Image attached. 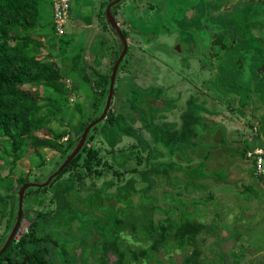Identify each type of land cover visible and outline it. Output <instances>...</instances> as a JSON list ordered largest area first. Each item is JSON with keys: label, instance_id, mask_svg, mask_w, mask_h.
Segmentation results:
<instances>
[{"label": "rangeland", "instance_id": "rangeland-1", "mask_svg": "<svg viewBox=\"0 0 264 264\" xmlns=\"http://www.w3.org/2000/svg\"><path fill=\"white\" fill-rule=\"evenodd\" d=\"M54 1H40V24L44 28L32 34L41 45L35 53L41 60L56 61L64 70H70L71 65L77 70L60 81L65 92L43 89L38 84L28 85L26 89L43 96L40 102L43 112H54L52 126L61 136L60 146L73 138V152L83 133L79 134L78 127L73 129L70 124L76 107L79 105L84 110L76 112L80 117L78 124L87 122L89 125L100 117L107 96L102 100V108L96 110L92 106L97 100L93 83L99 79V73H108L111 78V70L119 59L117 53L122 52L123 45L118 34L109 27L106 30L102 22L106 5L112 0H70L65 34H58L55 29ZM131 1L133 8L120 2L114 9L116 21L130 43L126 60L117 73L111 109L115 119L117 115L123 116L135 131L134 136L118 131L120 141L115 152L123 150L132 156L124 167L115 165L112 148L103 132V127L111 124L105 121L84 144L85 148L100 153L101 162L96 163L95 173L88 174L86 167L81 165L88 156L85 152L79 165L75 164L78 166L71 162L72 166L56 184L52 181L46 186L49 190L28 191L23 207L25 219L17 237L35 222L37 236L42 238L40 246L48 250L47 264H101L102 257L92 252L93 246L115 239L110 231L112 221L98 224L102 220L99 212L94 215L69 210L58 213L53 194L59 184L63 187L73 185L78 196L84 199L102 189L116 195L119 186L134 179L136 190H144L141 192L153 199L154 207L167 210V194L201 200L205 203L201 205L205 215L198 221L207 225L224 212L228 213V222L240 211L257 214L255 218L264 214V196L261 195L264 192V161L259 165L256 159L250 158L251 149L245 143L249 140L253 146L257 144L256 148L264 149L260 139L264 135V0ZM219 36L228 46L226 50L213 43L212 40ZM67 42L72 45L65 48ZM77 71L85 74L84 79ZM225 91L231 92V96H224ZM139 93L160 108L152 116H147V109L137 106ZM49 96L55 99L51 106L46 100ZM189 102L201 118L195 125L196 142L184 150L173 148L167 145L165 134L182 126V114ZM150 122L155 123L153 127ZM40 134L44 136L46 132ZM61 148L41 150L40 155L29 148L15 165L13 156L0 150V197H8L6 203L0 205V250L17 221L19 193L24 185L21 179L26 178L27 183L46 182L68 158ZM149 160L153 165L174 162L183 170L196 168L203 162L209 170H226L228 177L222 184L212 179L204 181L208 189L185 191L183 183L171 184L164 175L149 172ZM127 169L135 172H124ZM78 171L85 174L82 180L76 177ZM250 186L255 192L249 190ZM165 216L155 212L152 219ZM146 220L145 217L143 222ZM88 221L96 224L94 233H73L79 222ZM260 222L240 225L235 232L221 230L219 233L224 241L220 245L215 244L216 234L202 231L196 243L201 253L199 261L202 264H264V260H257L264 255V220ZM121 236L139 249L151 246L149 241L135 240L130 231ZM22 247L33 249L35 245L30 240L19 245L17 239L9 264H28L27 257L18 253ZM245 248L248 252L242 253ZM188 254L184 250L169 253L162 250L159 256L162 264H183ZM108 259L109 264H115L118 257L110 253ZM141 264L157 263L141 259Z\"/></svg>", "mask_w": 264, "mask_h": 264}, {"label": "trees", "instance_id": "trees-1", "mask_svg": "<svg viewBox=\"0 0 264 264\" xmlns=\"http://www.w3.org/2000/svg\"><path fill=\"white\" fill-rule=\"evenodd\" d=\"M40 1L0 0V145L2 146L0 150L13 156V165L21 160L23 154L29 148H32L33 153L37 155H40V151L44 149H57L62 147V154L69 156L73 150V138L70 139V143H62L60 146L59 137L61 136L55 132L52 126L54 112L51 110L47 113L43 112V106L40 103L44 99L43 96L32 92L30 89H26L28 85L38 84L43 89L47 88L58 92H65L66 88L60 81L73 70H77V67L75 68L73 65H71L70 70H64L56 61L41 60L35 53V49L40 48L41 45L33 38L32 34L44 28L40 24ZM108 5L109 3H107L106 7ZM106 19V12L104 10L102 22L104 21L103 23L107 30L109 26L107 25ZM124 34L127 37L125 32ZM212 41L222 49L226 50L228 48L223 42L222 36ZM70 44L72 45L71 42H67L65 48L69 47ZM64 53L66 54L65 50ZM120 54L121 52L117 53V59ZM77 72L80 78H83L85 75L82 72ZM98 78L93 83L97 100L94 101L92 106L96 110L102 108V100L105 96H108L110 76L108 73H99ZM214 83H216L215 79ZM215 88L218 89L219 87L216 86ZM230 94L231 92L225 91L224 96H231ZM138 97L137 106L147 109V116H152L160 109L152 103V99H144L143 94L139 93ZM46 100L49 101V106L53 105L55 101L53 96L47 97ZM189 103L188 109L182 114V126L176 129L177 131L175 130V132H170L169 130L165 134L167 145H171L173 148L181 147L184 150L191 143L196 142L194 140L196 135L195 125L201 122V118L195 113L196 108L193 107L192 102ZM76 112L83 113L84 110L78 105ZM76 112L74 113L73 119L70 120V124L73 129L78 127V133L80 134L87 127L88 123L82 122L78 124L80 117L78 118ZM105 121L111 124L110 127L104 126L103 132L107 143L112 148L111 153L115 165L117 167H124L132 154H127L123 150H118L119 153L115 152V148L120 141L118 131L128 136H134L135 131L123 116L117 115L115 119V113L112 109L109 110L107 118L100 123L98 128H101V125H104L103 123ZM154 124L150 122L151 127ZM41 132H46V134L41 136ZM254 140L256 141V139ZM248 141L246 140L245 143H247V147L251 150L257 147V144L253 146L249 142L251 144L250 146ZM82 150L71 164L75 165L78 163L79 165V160L82 159L83 153L87 152L88 156L81 165L86 167L88 174L95 173L94 167L96 163L100 164L101 162L99 151L85 147ZM148 164L151 165L149 172L164 175L171 181V184L183 183L182 187L185 191L208 189L209 187L204 181L212 179L216 183L222 184L223 182L225 183L228 177L226 170H209L207 164L203 162L198 167L189 170H183L181 167L175 165L174 162H158V164L153 165L149 160ZM72 165H69L53 180L54 184L63 177ZM124 172L133 173L135 170L127 169ZM117 174L120 175L121 173L117 172ZM142 174L146 176L147 172L142 171ZM84 175L83 172L78 171L76 177L78 180H82ZM27 182L28 180L26 178L20 181L21 184ZM134 183L135 180L131 179L125 185L119 186L116 195L107 194L102 189L97 190L94 194H89L83 199L78 196L73 185L63 187V184H59L53 194V201L56 204L58 213L69 210L71 212L81 211L85 214L90 213L94 215L99 212L101 213L99 217L102 218L98 223L99 225L112 221L110 231L115 235L113 242H105L101 246L95 244L92 248V252L102 257L101 264H109L108 255L110 253H114L118 257L117 263L115 264H132L134 261L141 264V259L162 264L163 260L159 256L162 250H165L167 253L171 250H184L189 254L181 263L202 264L203 262L199 261L201 253L196 247L202 231H206L209 234L213 233V235L216 234L218 240L215 244L220 245L224 241L219 233L221 230L235 232L236 228L240 225H256L261 223L260 221L262 219L264 220V214L255 218L257 214L249 215L245 211H240L233 221L228 222L226 220L228 213L222 212L223 214L221 216L213 218L210 225L202 224L198 220H201L202 216L205 215L201 211V205L205 203L201 200H188L182 196L167 194L165 197L167 210H165L161 207H154L153 199L141 192L144 190H136ZM49 188H30L26 191L24 199L27 198L28 191H46ZM8 189L11 190V188ZM249 190L255 192L251 186ZM260 192L262 193L261 190ZM261 195L264 196V192ZM256 196L259 197L260 195L257 194ZM6 197H0V205L6 203L8 199ZM9 198L13 199V196H9ZM74 199L78 202H74ZM113 201L118 202L119 205ZM39 203L42 204L43 201ZM155 212L164 213L166 216L165 218L152 219ZM1 213L3 214L5 211L2 209ZM145 217L147 218L146 223L143 222ZM24 219L25 214L23 213L21 222ZM35 226L36 223L33 222L22 235L17 237V233L15 239L10 243L1 257L10 256L13 244L17 239L19 245H23L30 240L35 247L33 249L22 247L18 253L25 255L29 264H47L46 255L48 250L40 246L42 238H38ZM95 227L96 224H93L92 221L79 222L73 233L82 232L92 234L94 233ZM125 231H130V235L135 240L142 239L144 242H151V246L139 249L137 246L129 243L128 239L122 238L121 233ZM244 252H248V248L242 249V253ZM260 258H264V255L257 258L258 261H263L264 259Z\"/></svg>", "mask_w": 264, "mask_h": 264}, {"label": "water", "instance_id": "water-1", "mask_svg": "<svg viewBox=\"0 0 264 264\" xmlns=\"http://www.w3.org/2000/svg\"><path fill=\"white\" fill-rule=\"evenodd\" d=\"M123 0H113L111 3H109V5L107 6L106 9V17H107V22H108V26L109 28L118 34L119 39L122 41V52L119 56V59L116 61V64L113 67L112 70V74H111V78L108 84V96H107V100H106V104L103 108V111L100 115V117H98L97 119H95L91 124H89L85 130L83 131L81 137L79 138V144L78 146L75 148V150L68 156V158L65 160V162L63 163V165L54 173L52 174L46 182H44L43 184H36V183H26L23 185V187L20 190L19 193V208H18V217H17V221L16 224L11 232V234L8 237L7 242L5 243V245L3 246V248L0 250V256L6 251V249L9 247L10 243L12 242V240L14 239V237L16 236V234L18 233V229L21 225V220L23 218V207H24V196H25V192L30 189V188H37V187H46L48 184H50L54 179L57 178V176L63 172L68 166L69 164L72 162V160L82 151L84 144L87 140V138L95 132V130L98 128V126L100 125L101 122H103L106 118H107V114L109 112V110L111 109V104H112V100L115 94V83H116V79H117V73L118 70L120 68V66L122 65V63L124 62L126 56L128 55V51H129V44H128V39L126 38L123 30L120 28L118 22L116 21L115 15H114V9L115 6L118 5L120 2H122Z\"/></svg>", "mask_w": 264, "mask_h": 264}, {"label": "built area", "instance_id": "built-area-1", "mask_svg": "<svg viewBox=\"0 0 264 264\" xmlns=\"http://www.w3.org/2000/svg\"><path fill=\"white\" fill-rule=\"evenodd\" d=\"M53 3L56 30L58 34H65V24L69 21L71 2L70 0H55ZM248 156L256 159L255 162L260 165L264 161V149L255 148L248 152Z\"/></svg>", "mask_w": 264, "mask_h": 264}, {"label": "flooded vegetation", "instance_id": "flooded-vegetation-1", "mask_svg": "<svg viewBox=\"0 0 264 264\" xmlns=\"http://www.w3.org/2000/svg\"><path fill=\"white\" fill-rule=\"evenodd\" d=\"M121 3H127L126 5L128 6V7H131V8H133V3H132V1L131 0H123ZM159 14H161V13H159ZM114 15H115V12H114ZM123 32H124V30H123ZM126 33V32H125ZM127 38V37H126ZM130 43V42H129ZM128 43V44H129ZM125 60H126V58H125ZM14 240V239H13ZM19 254H21V253H19ZM3 255V254H2ZM1 255V256H2ZM0 256V264H9L10 263V261H12V260H10V259H12L11 258V253H10V256H6V257H1ZM28 261V260H27ZM29 264V263H28Z\"/></svg>", "mask_w": 264, "mask_h": 264}, {"label": "crops", "instance_id": "crops-1", "mask_svg": "<svg viewBox=\"0 0 264 264\" xmlns=\"http://www.w3.org/2000/svg\"><path fill=\"white\" fill-rule=\"evenodd\" d=\"M53 20H54V15H53ZM55 23V22H54ZM56 29V28H55ZM71 40H73V39H71ZM70 43V42H69ZM261 139V142L262 143H264V135H262V138H260Z\"/></svg>", "mask_w": 264, "mask_h": 264}, {"label": "clouds", "instance_id": "clouds-1", "mask_svg": "<svg viewBox=\"0 0 264 264\" xmlns=\"http://www.w3.org/2000/svg\"><path fill=\"white\" fill-rule=\"evenodd\" d=\"M56 28V27H55Z\"/></svg>", "mask_w": 264, "mask_h": 264}]
</instances>
